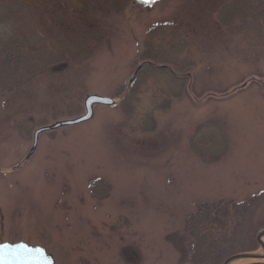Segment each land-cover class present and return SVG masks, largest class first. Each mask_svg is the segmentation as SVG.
<instances>
[{"label": "rangeland", "instance_id": "obj_1", "mask_svg": "<svg viewBox=\"0 0 264 264\" xmlns=\"http://www.w3.org/2000/svg\"><path fill=\"white\" fill-rule=\"evenodd\" d=\"M236 2L0 0L50 54L20 89L0 80V243L41 245L56 264H189V216L222 201L237 215L225 259L264 253V22L239 21ZM24 23L0 38L29 35ZM147 51L170 62L124 106ZM88 94L116 102L42 133L26 160L35 130L84 114ZM210 128L217 153L193 142Z\"/></svg>", "mask_w": 264, "mask_h": 264}, {"label": "trees", "instance_id": "obj_2", "mask_svg": "<svg viewBox=\"0 0 264 264\" xmlns=\"http://www.w3.org/2000/svg\"><path fill=\"white\" fill-rule=\"evenodd\" d=\"M22 10L23 8L16 7L12 9V4L0 6V29L6 27L5 24L21 28L16 24L26 22L24 24H27L26 27L30 32L27 35V33L13 29L12 35L9 38H0V80H4L1 82V85L4 89L9 88L11 92H13L12 90L20 89L17 86L22 87L24 82L28 83V81L34 78L35 74H44L48 70L46 68L50 58L45 39L35 37L34 30L31 27L33 22ZM233 11L237 12L240 16L239 21L242 23L249 22L248 19L251 16L255 20L253 21L254 24L264 22V0H237ZM23 15H27V17ZM145 54L146 59L143 60L141 72L123 102L124 106L133 103L138 83L143 73L164 71L162 64L170 62L167 59L163 61L161 59L163 54L158 52L147 51ZM155 63H158V68H154ZM26 82L25 84H27ZM193 142L204 153L209 151L217 153L223 147L221 133L213 131L211 128L209 132L203 133L202 139L198 143L194 140ZM257 199L258 197L253 201ZM234 206L238 213L244 212V210L239 209L236 205ZM236 216L228 205L222 201L213 204H202L200 209L189 216L187 226V232L190 236L189 252L191 254L189 264L224 263L228 245L234 244L233 234L235 235L236 233V226L232 231L230 224L234 222Z\"/></svg>", "mask_w": 264, "mask_h": 264}, {"label": "water", "instance_id": "obj_3", "mask_svg": "<svg viewBox=\"0 0 264 264\" xmlns=\"http://www.w3.org/2000/svg\"><path fill=\"white\" fill-rule=\"evenodd\" d=\"M154 0H134V3H143L145 5H150ZM115 99L110 96L100 95V94H88L85 97V113L73 118L64 119L56 121L55 123L47 126L39 127L34 132V142L33 146L26 157L29 160L35 153L39 137L42 133L50 130H55L63 126L78 125L91 120L94 116L95 106L106 105L112 106L115 104ZM264 230L258 235V241L263 247L264 251ZM242 259H264L263 254L256 253H237L228 257L224 264H230L237 260ZM0 264H56L55 259L52 254H50L47 249L41 245H31L27 242H17V243H0ZM252 264H264V262H255Z\"/></svg>", "mask_w": 264, "mask_h": 264}]
</instances>
